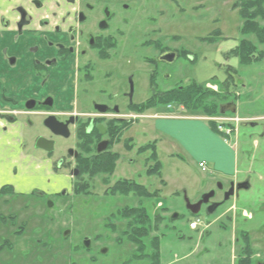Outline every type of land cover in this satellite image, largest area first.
<instances>
[{"label": "rangeland", "instance_id": "obj_1", "mask_svg": "<svg viewBox=\"0 0 264 264\" xmlns=\"http://www.w3.org/2000/svg\"><path fill=\"white\" fill-rule=\"evenodd\" d=\"M237 1L120 0L123 5L117 9V27L126 33L118 40L130 44L133 50L124 60L121 71H130L133 75L132 103L140 104L151 94L147 83L149 69H145L142 59L146 55L154 56L174 48L183 57L176 59V77L160 83L163 89L173 86L180 89L192 82L204 85L206 89V84L216 78L213 84L221 91L223 74L231 65L240 77V83L245 86L242 91L238 90L242 96L236 114L239 117L256 115L264 118V60L256 65H238L236 59L227 56L240 39L256 43L253 37H241L239 34L243 21L238 15L239 9L235 7ZM257 22L264 27V21ZM216 32L218 36L213 35ZM212 36V42H208L207 38ZM121 71L118 67L117 73L121 74ZM248 92L252 94L246 97ZM126 102V99L117 98L120 106H125ZM220 102V97L212 101L216 104ZM207 117L202 112H192L174 103L159 105L144 116L134 117L131 128L124 132L122 140L113 148L119 155L114 174L110 178L93 175L90 182L93 188L87 196L74 195L66 170L55 169L56 163L63 157L62 152L55 149L45 165L47 188L52 193L66 191V194L62 199L56 196L50 198L52 207H48V217L53 221L49 223L48 233L53 240V252L48 264H236L243 250V230H247L251 238V261L253 264H264V239H255L259 233H253L264 223V216L240 223L243 218L241 209L254 212L252 191L241 192L237 201L226 205H232L228 218L223 215L224 207L211 215L205 207L195 215L185 207V199L194 204L203 194L214 190L217 183L227 182L233 179V172L242 171L244 159L238 151L241 134L237 147L233 139L226 142L219 133L211 137L206 134L209 129ZM261 121L260 124L264 125V120ZM35 131L24 127L23 141L13 152L17 161L24 164L25 170L36 158L43 156L34 147L39 133ZM40 131L45 134L43 129ZM129 138L133 149L127 151L125 142ZM73 141L71 135L66 144L70 145ZM154 142L161 164L160 175L147 176L145 171L153 164L148 160L149 152L137 154L136 149ZM234 152L236 155H233ZM199 158H211L219 171L202 172L198 167ZM26 174L30 176L31 169ZM238 178L242 179L240 173ZM103 179H109L111 183L117 179L134 181L156 196H108L104 194L106 187L102 184ZM219 198L217 196L214 200ZM41 205L43 207L44 204ZM138 206L144 207L152 220L158 216L162 219L156 231L142 239V252L123 234L127 222L120 218L124 209ZM247 214L250 216L249 212ZM192 221L198 222L196 229L189 228ZM65 231H68L66 236L63 235ZM154 237L159 239L157 262L153 260L156 257L151 246ZM83 238L90 241L94 253L83 249ZM102 248H106L107 252L101 253L99 249Z\"/></svg>", "mask_w": 264, "mask_h": 264}, {"label": "flooded vegetation", "instance_id": "obj_2", "mask_svg": "<svg viewBox=\"0 0 264 264\" xmlns=\"http://www.w3.org/2000/svg\"><path fill=\"white\" fill-rule=\"evenodd\" d=\"M119 2L0 0V118L5 122L2 131L6 133L8 126L19 127L22 141L24 127L36 130V133L38 131L34 147L43 153L40 159L36 158L26 168V171L31 169L30 176L23 175L25 167L20 162L13 173L14 183L6 182L0 186V264L51 262L53 240L48 227L53 219L48 217V207H52V196L62 199L66 194V191L52 193L47 188L45 165L55 149L63 156L55 169L66 170L71 189L76 182L82 191L90 195L93 188L90 183L94 171L92 162L117 153L113 150L119 144L116 142L117 127L126 123L124 134L131 128L134 117L144 116L147 111L159 106L141 110L144 103L176 89V86L163 89L160 83L176 77L174 65L176 59L183 57L182 54L173 48L154 56L146 55L142 60L145 69H149L147 83L151 94L140 104L132 103L133 75L130 71L123 73L121 68L133 50L130 44L118 40L126 33L117 27V9L123 5ZM168 52L175 54V60L172 63L160 61L159 57ZM230 58L237 60L236 57ZM256 64L260 62L251 65ZM118 67L121 74L117 73ZM223 78L221 91L213 84L216 78L206 84L213 94L220 92L221 99L217 104V115H208L207 125L209 129L211 125L215 126L224 141L233 139L235 147L240 143L238 138L241 134L238 151L244 160L242 171L233 172V179L227 182L217 183L216 188L210 190L214 192L213 197L200 210L202 207L207 210L212 203H220L218 208L224 207L223 215L228 218L232 205H226L237 201L241 192L252 191L254 212L246 208L240 210L244 218L240 223L244 224L264 216V125L260 124L264 118L256 115L239 117L236 113L242 93L238 90L242 91L245 86L240 83V77L231 65L227 66ZM250 94L248 92L246 97ZM118 97L127 100L125 106L117 104ZM221 107L225 110L223 114L220 113ZM230 108L235 109L234 112ZM46 123L67 132V136L55 134ZM71 135L74 141L67 145ZM39 138L46 142L50 150L36 147ZM235 160L237 163L236 157ZM115 169L116 164L113 172L98 173L95 177L110 178ZM239 173L242 179L238 178ZM7 174L4 172V176ZM19 176L20 179H17ZM118 180L113 183L109 179L102 180L106 187L105 195L111 196ZM217 196L220 198L214 200ZM44 207L47 209L44 210ZM261 231H264V223L253 231L259 233L255 239H264V232ZM242 234L243 239H251L247 230H243ZM81 244L88 253L95 252L89 240L83 238ZM100 250L103 254L107 252L106 248Z\"/></svg>", "mask_w": 264, "mask_h": 264}, {"label": "trees", "instance_id": "obj_3", "mask_svg": "<svg viewBox=\"0 0 264 264\" xmlns=\"http://www.w3.org/2000/svg\"><path fill=\"white\" fill-rule=\"evenodd\" d=\"M235 7L239 9L238 15L243 21L242 26L239 29V34L241 37H253L256 43L246 41L245 39H240L238 45L229 53L227 56L236 57L240 65H250L253 62H261L264 60V27H260L257 20L264 21V0H238L235 4ZM218 36L216 32L213 34ZM208 42H212L213 36L207 38ZM260 47V48H259ZM232 78V77H231ZM224 82H222V85ZM221 85V86H222ZM218 95L213 94L212 91L205 89L204 85L192 82L187 87H181L180 89H175L168 93H165L162 97L159 98L153 97L144 103L141 106V110L150 109L157 105H163L169 103H174L176 105H182L185 109L192 112H202L205 115H217V104L212 103L215 99L217 100ZM127 128V124L124 123L121 127H117L116 131V142H120L122 132ZM211 131L216 133L215 126L211 125ZM131 139L125 142V149L127 151L133 149L131 145ZM154 143H148L143 146H140L136 149L138 154L143 152H149L148 160H151L153 164L147 167L145 173L147 176L160 175L161 164L157 159V152ZM93 152L90 154L92 155ZM119 155L117 153L107 154L105 158L96 159L93 164V174L113 172L115 168L116 161L118 160ZM94 165L96 167L94 168ZM74 195H88L86 191H82L81 187H78V184L73 186ZM111 196L119 194L121 196H127L129 194L135 195L141 198H151L155 197L154 192H149L145 186L139 185L134 181H128L126 179H119L110 193ZM120 218L126 220L125 234L129 241L137 245V249L142 252L144 243L143 238H147L150 232L156 231L158 224L161 222V216L155 217L152 220V217L149 216L146 209L142 206L135 208H126L123 212L120 213ZM190 224V223H189ZM154 237L151 240V246L154 249V258L153 260L157 262L159 258V239ZM243 246L241 254H239V259L236 264H253L251 261L252 249L250 248V239H242ZM241 255V256H240ZM153 258V257H151Z\"/></svg>", "mask_w": 264, "mask_h": 264}, {"label": "crops", "instance_id": "obj_4", "mask_svg": "<svg viewBox=\"0 0 264 264\" xmlns=\"http://www.w3.org/2000/svg\"><path fill=\"white\" fill-rule=\"evenodd\" d=\"M4 126L5 122L0 118V186L6 182L14 183L15 181L13 173L15 169L18 168L20 162L17 161V157L13 152L16 151V148L22 141L19 127L8 126L7 132L4 133L2 131V128ZM206 134L215 136L214 133L210 131V129H208V132ZM4 147H7L5 152L3 151L5 150ZM200 161L206 162L208 169L207 172L219 171L217 165L211 158H199V162ZM4 172H8V174L4 176ZM26 172L27 171L25 170L23 174L24 176L27 175ZM17 179H20V176Z\"/></svg>", "mask_w": 264, "mask_h": 264}, {"label": "water", "instance_id": "obj_5", "mask_svg": "<svg viewBox=\"0 0 264 264\" xmlns=\"http://www.w3.org/2000/svg\"><path fill=\"white\" fill-rule=\"evenodd\" d=\"M159 60L160 61H165V62H170L172 63L174 60H175V54L172 53V52H168V53H164L162 54L160 57H159ZM228 110V109H227ZM235 109L233 108H230V111L231 112H234ZM225 112V110L223 109V107L220 108V113L223 114ZM47 126L55 133V134H60L64 137L67 136V132L64 133L63 131L61 130H57L58 127H55V126H52L50 125L49 123H46ZM46 142H44V140L42 138H39L38 141H37V144H36V147L38 148H42V149H45V150H50L49 148L46 147L45 145ZM104 148V147H102ZM214 195V192L213 191H210L208 193H205L203 194L200 199L192 204L190 203L187 199H185V207L188 211H190L191 214L195 215V214H198L199 213V210H200V207L203 205V204H207L209 199H211ZM224 199L226 200L227 199V195L224 197ZM220 206V203H212L208 208H207V213L208 214H211L213 213L218 207ZM68 234V231H65L64 232V236H66Z\"/></svg>", "mask_w": 264, "mask_h": 264}, {"label": "built area", "instance_id": "obj_6", "mask_svg": "<svg viewBox=\"0 0 264 264\" xmlns=\"http://www.w3.org/2000/svg\"><path fill=\"white\" fill-rule=\"evenodd\" d=\"M219 126L220 124H218V129L220 130L221 128ZM198 167L201 169L202 172H206L207 170L206 163L204 161L199 162ZM197 226H198V222L195 221L189 224L190 229H196Z\"/></svg>", "mask_w": 264, "mask_h": 264}]
</instances>
